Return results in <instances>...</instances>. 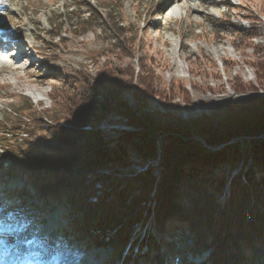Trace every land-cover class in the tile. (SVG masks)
<instances>
[{
    "label": "rangeland",
    "instance_id": "374dc122",
    "mask_svg": "<svg viewBox=\"0 0 264 264\" xmlns=\"http://www.w3.org/2000/svg\"><path fill=\"white\" fill-rule=\"evenodd\" d=\"M87 10L95 17L99 16L100 20L94 21L82 33L74 32L68 24V17ZM70 11L71 15H67ZM60 16H65V21L59 30L60 21L57 19ZM108 16L119 22L121 28L136 35L137 50L134 54L119 53L116 45L119 37L110 40L115 34ZM0 27L6 30L8 37H20L27 55L33 59L23 60L15 72L0 73V248L5 253L15 248L8 258H13L17 251L23 253L37 245L43 258L56 251L59 253L56 254L58 261L121 264L118 257L110 258L114 251L117 254L116 241L121 239L133 241L131 249H128L129 243L119 247L124 250L123 257L135 256L136 261L132 259L128 264H198L204 256H210L212 249L196 247L198 241L194 233L184 229V222L170 215V210L165 211L164 219L157 221L155 185L166 173L162 152L156 151L154 157L148 159L139 154L137 148L143 146L144 140L133 137L131 142V138L123 133L133 132L136 128L117 114L103 120L100 130L110 146L121 139L127 150L129 166L119 169L120 173L107 170L108 175H93V184L87 183L89 179L79 186L88 184L89 192L93 190L91 200L94 201L110 189L108 181L103 178H110L112 183L120 181L118 188L124 189L130 185V180L150 171L154 183L146 203L148 216L128 228V232L107 231L106 236L113 234L116 241L108 246H99L91 253L87 254L86 249L76 244L75 250L68 251L70 254L64 248H56L55 240L62 238V231H68L71 225L68 222V203L65 200L53 203L49 199L42 200L43 196L26 183L27 178H16L12 174L11 158L5 149L13 143L11 135L20 136L17 124L21 121L18 117L11 119L8 113L25 115L24 106L26 101H30L29 114L43 115L52 109V90L58 86L56 78L64 79L74 72L85 71L93 79H98L103 68L111 65L125 69L130 64L136 71L137 60L142 58L157 74V88L167 90L171 87L173 90V97L168 98L171 101L154 98L145 107L138 105L131 92L126 94L133 114L138 109L145 121L157 128L155 139L160 138L159 145L173 135L183 137L182 140L189 144L187 148L201 154L207 151L215 153L219 144L232 140L247 151L251 146L248 138L235 139L241 129L239 115L247 116V123L251 115L245 111L252 109V105L255 112H264V82L258 77L261 72H257L255 64L252 65L254 61L264 60V0H0ZM131 34H126L127 38ZM254 48L262 52L254 55ZM0 62L5 63L6 60ZM240 83L245 85V89L237 90ZM179 87L183 93L178 94ZM29 91L34 93V98H30ZM66 123L62 121L61 124ZM178 128L187 130L189 135L161 134L173 130L177 133L175 130ZM32 142L45 153L53 152L59 145L55 140L40 135H36ZM183 164L188 169L190 163L187 159ZM230 164L224 160L210 173L220 176L224 171L225 175L229 172L232 176L242 167L251 170L253 179L264 173L260 170L261 165L257 168L251 158H247L245 163L234 162L232 172L228 171ZM229 194L227 184L214 197L218 204H225ZM175 197L176 202L172 204L178 205L181 196L176 194ZM146 231L155 239L157 246L140 247L139 242L144 239ZM68 240L71 238L66 236L65 242ZM21 241L28 242L26 248ZM176 246H179V251L174 254ZM126 250L129 252L127 255ZM183 253L184 256L181 255ZM65 254L79 257L72 259ZM18 261L21 264V260ZM252 264H264L263 256L256 255Z\"/></svg>",
    "mask_w": 264,
    "mask_h": 264
},
{
    "label": "trees",
    "instance_id": "16d2710c",
    "mask_svg": "<svg viewBox=\"0 0 264 264\" xmlns=\"http://www.w3.org/2000/svg\"><path fill=\"white\" fill-rule=\"evenodd\" d=\"M71 11L67 15H71ZM108 19L115 34L110 40H116V37L120 39L116 44L119 53L134 54L137 50L136 35L121 28L120 23L114 22L111 16ZM57 20L60 21V30L64 26L65 16H60ZM98 20L99 16L95 17L87 10L68 17V24L74 32L82 33ZM126 34L131 36L127 38ZM253 52L258 55L262 50L254 48ZM138 61L136 71L130 64L125 69L105 66L98 79H93L85 71L74 72L64 79L56 78L58 86L52 90V109L45 111L43 115L29 114L30 101H26L28 106H24L25 115L8 113L11 119L18 117L21 121L17 124L20 136L11 135L13 143L8 144L7 150L5 149L11 158L12 174L16 178H27L26 183L43 196L39 197L42 200L49 199L52 203L67 201L70 213L68 222L71 225L68 231H62V240L65 243L66 236H69L71 241L68 240V245L76 244L86 251L113 244L116 237L113 234L107 237V231L128 232V228L136 222L146 220L149 213L146 203L154 183L150 171L130 180V185L124 189L118 188L120 181L112 183L110 178H103L102 180L108 181L106 183L110 189L94 201L91 200L93 190L90 193L88 185L93 184V175L105 176L107 170L120 173L119 169L130 164L121 139L114 142V146L104 141L100 124L109 114L122 115L135 126L136 131L124 134L131 138V142L133 137L144 140L143 146L137 148L139 154L148 159L156 153L157 128L145 119H138L127 105L124 95L131 92L139 106L145 107L154 98L164 102L171 101L168 98L173 97V90L171 87L167 90L158 89L156 84L159 78L155 71L142 58ZM254 64L257 72H261L259 79L264 82V60L254 61L252 65ZM236 88L243 90L245 85L240 83ZM177 90L178 94L183 93L180 87ZM251 107L252 109L245 111L247 115H251L247 123V116L239 115L241 129L236 134V137L248 138L251 146L247 151H243L240 144L234 141L215 153L207 151L201 154L187 148L189 144L182 140L183 137L173 135L165 138L161 145L166 173L155 185L157 221L164 219L167 209L170 210V215L181 219L184 222L183 228L194 233L198 241L196 247L212 249L205 261L207 264H252L256 255L264 258V173L255 179L251 176V170H244L243 167L232 176L229 172L225 175L224 171L220 176L210 173L216 164L224 160L231 163L228 171L232 172L234 162L245 163L247 158H251L257 168L261 165L260 170L264 171V138H258L264 134V112L257 113L253 110L254 106ZM62 121L67 123L62 125ZM175 131L184 137L189 135L182 128ZM36 135L51 138L59 145L53 152L45 153L33 144ZM185 159L190 163L188 169L183 167ZM89 179L91 180L87 182ZM82 182H87V186H79ZM227 184L230 189L227 201L225 204H218L214 194L220 193ZM135 190L139 191L138 194ZM176 194L181 196L178 205L172 204L176 202ZM23 195L28 197L26 193ZM116 242L117 254L114 251V256L118 257L121 264H128L135 259L132 255L123 257L124 250L120 249L127 243L128 249H131L133 241L121 239ZM139 245L142 248L157 246L155 239L147 231ZM178 248L179 246L174 247L172 253L177 254ZM127 251L125 255L129 253ZM181 255L184 256V253Z\"/></svg>",
    "mask_w": 264,
    "mask_h": 264
},
{
    "label": "bare ground",
    "instance_id": "6f19581e",
    "mask_svg": "<svg viewBox=\"0 0 264 264\" xmlns=\"http://www.w3.org/2000/svg\"><path fill=\"white\" fill-rule=\"evenodd\" d=\"M173 15V14H172ZM8 37V36H7ZM20 37L16 36H9L6 40V42H3L0 40V60H6V62H0V73L5 72L10 70L11 72H15L20 68V65L22 63V61L30 59L29 55H27L26 53V47L25 45L19 40ZM16 46V48L14 49V47ZM28 46V45H27ZM1 48L3 50H6V52H2ZM8 51V52H7ZM25 58V59H24ZM31 61L33 59H30ZM29 96L30 98H34V93L32 91H29ZM107 172H105L106 174ZM108 175V174H107ZM10 240V239H8ZM21 244H24L25 248L27 247V241H21ZM8 243V242H6ZM5 245V244H4ZM19 249V248H18ZM99 248H92L91 250L87 251L86 253L88 254V252H92L94 250H97ZM15 250V248H11L8 249V251L5 253L4 251H2V248H0V252H4L3 254H0V264H18L19 261L21 260V264H31L33 262V258L35 256V253L37 252L35 249H25V251H23V253H21L20 251L15 252V256L13 258H8L12 255L11 252H13ZM22 254L20 257L19 254ZM114 253H112V256L110 258H113ZM17 257H19L17 259ZM116 257V256H115ZM208 258V254L206 256H204L201 261L199 263L205 262ZM150 263V262H148ZM147 263V264H148ZM198 263V264H199ZM73 264V263H71ZM96 264H109L108 262H96Z\"/></svg>",
    "mask_w": 264,
    "mask_h": 264
},
{
    "label": "water",
    "instance_id": "95a60500",
    "mask_svg": "<svg viewBox=\"0 0 264 264\" xmlns=\"http://www.w3.org/2000/svg\"><path fill=\"white\" fill-rule=\"evenodd\" d=\"M132 96V95H131ZM133 98V97H132ZM124 99L126 100V102H127V105H128V100H127V98H126V95H124ZM134 99V98H133ZM139 105V104H138ZM130 108V107H129ZM136 113V114H135ZM112 114H116V113H112ZM112 114H109L108 115V117L109 116H111ZM134 114H135V116L138 118V119H140V120H143L144 119V117L140 114V112H139V110L137 109L135 112H134ZM117 115H119V114H117ZM119 116H121V117H123V118H125V120H127V122H129V120L126 118V117H124V116H122V115H119ZM107 117V118H108ZM106 118V119H107ZM101 125V124H100ZM132 125V124H131ZM134 131H136V130H134ZM133 131V132H134ZM124 133H131V132H124ZM123 133V134H124ZM161 132H159V134H160ZM161 134H164L163 136H165V134H176L175 132H174V130L173 131H171V132H162ZM178 134V133H177ZM243 138H246V137H237L235 140H239V139H243ZM258 138H264V134H261L260 136H258ZM158 139H160L159 137L155 140V147H156V151H159L160 153H161V151H160V146L161 145H159V140ZM247 139V138H246ZM231 143H233V140L231 141V142H229V143H223V144H219L218 145V147H219V149L220 148H222V147H224L225 145H229V144H231Z\"/></svg>",
    "mask_w": 264,
    "mask_h": 264
}]
</instances>
